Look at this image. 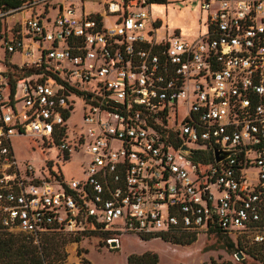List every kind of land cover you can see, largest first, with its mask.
I'll return each mask as SVG.
<instances>
[{"label":"built area","instance_id":"1","mask_svg":"<svg viewBox=\"0 0 264 264\" xmlns=\"http://www.w3.org/2000/svg\"><path fill=\"white\" fill-rule=\"evenodd\" d=\"M199 1L191 42L157 41L151 0L0 8L1 227L35 243L98 232L113 248L120 233L223 232L264 264V0ZM75 98L83 129L70 139ZM14 137L89 159L67 178L18 161Z\"/></svg>","mask_w":264,"mask_h":264},{"label":"rangeland","instance_id":"2","mask_svg":"<svg viewBox=\"0 0 264 264\" xmlns=\"http://www.w3.org/2000/svg\"><path fill=\"white\" fill-rule=\"evenodd\" d=\"M200 5L199 0H167L166 4H152L151 15L154 20L160 22V26L155 30L157 41L162 42L173 36L175 30H179L181 40L189 42L196 40L205 30L204 26L199 29L200 23L203 24L206 20V13L201 11ZM84 9L85 12H90L94 6L91 2L85 1ZM22 15L27 16V13L18 14L17 17ZM82 117V100L75 98L74 110L67 120V126L71 130L70 139L73 138V132L82 131ZM11 145L18 161L30 162L36 168L51 163L55 171L59 167L67 178L81 176L83 165L89 159L86 147L72 152L69 162L62 163L58 161V148L54 146L45 148L41 141L34 142L26 137H14L11 139ZM187 168L191 169V166L187 165ZM110 236L98 232L71 235L72 238L79 237V241L70 242L65 246L66 264L80 258L77 254L79 249L83 251L87 249L88 252H81V256L87 257L94 264H127L129 254H141L146 251L155 252L159 264H202L209 263L210 257L217 261H231L232 264H258L249 257L241 259L236 247H227L224 240L216 235L200 234L193 243L180 245L164 241L160 237L144 240L135 233H120L117 248L106 243Z\"/></svg>","mask_w":264,"mask_h":264},{"label":"trees","instance_id":"3","mask_svg":"<svg viewBox=\"0 0 264 264\" xmlns=\"http://www.w3.org/2000/svg\"><path fill=\"white\" fill-rule=\"evenodd\" d=\"M27 0H0V8L11 9L21 6ZM151 3L166 4L167 0H151ZM160 26V24H159ZM31 71H26L25 74ZM194 160H208V156L193 157ZM213 235L224 240V244L230 248H237L231 238L223 232H216ZM140 237L148 240L153 237H160L164 241L180 245H189L193 243L197 236L194 234L179 235H151ZM73 241H79V237L72 238L61 232H50L45 234L39 243H35L33 238L26 232L21 230L11 231L0 226V264H66L65 259L67 252L65 246ZM81 252L87 253V249L77 251L79 261L69 264H94L87 257L81 256ZM127 264H159L158 255L153 251H146L141 254H129ZM202 264H232L231 261H217L210 257L209 263Z\"/></svg>","mask_w":264,"mask_h":264},{"label":"water","instance_id":"4","mask_svg":"<svg viewBox=\"0 0 264 264\" xmlns=\"http://www.w3.org/2000/svg\"><path fill=\"white\" fill-rule=\"evenodd\" d=\"M182 153H184L185 155L189 154L190 151L186 148V147H182L181 148ZM232 153V151H225L224 154L222 156L219 155L218 152H215V161L216 162H220L221 160H223L224 158L228 157L230 154ZM112 245H115V241H112ZM239 257H241L240 253L238 254Z\"/></svg>","mask_w":264,"mask_h":264},{"label":"crops","instance_id":"5","mask_svg":"<svg viewBox=\"0 0 264 264\" xmlns=\"http://www.w3.org/2000/svg\"><path fill=\"white\" fill-rule=\"evenodd\" d=\"M175 31H177V32H178L179 30H175ZM175 31H174V32H175ZM78 260H79V259H78ZM78 260H77V261H75V262H73V263H77V262H78Z\"/></svg>","mask_w":264,"mask_h":264}]
</instances>
